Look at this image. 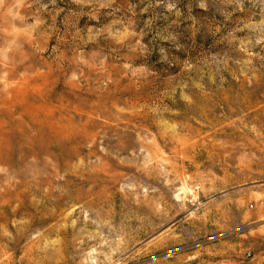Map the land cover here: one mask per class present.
<instances>
[{
    "label": "rangeland",
    "instance_id": "rangeland-1",
    "mask_svg": "<svg viewBox=\"0 0 264 264\" xmlns=\"http://www.w3.org/2000/svg\"><path fill=\"white\" fill-rule=\"evenodd\" d=\"M0 264H264V0H0Z\"/></svg>",
    "mask_w": 264,
    "mask_h": 264
}]
</instances>
